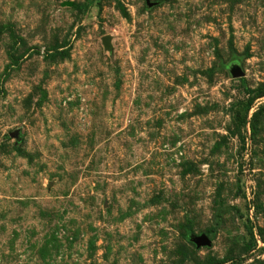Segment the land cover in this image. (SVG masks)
Masks as SVG:
<instances>
[{"label": "rangeland", "instance_id": "rangeland-1", "mask_svg": "<svg viewBox=\"0 0 264 264\" xmlns=\"http://www.w3.org/2000/svg\"><path fill=\"white\" fill-rule=\"evenodd\" d=\"M0 264H264V0H0Z\"/></svg>", "mask_w": 264, "mask_h": 264}, {"label": "water", "instance_id": "water-1", "mask_svg": "<svg viewBox=\"0 0 264 264\" xmlns=\"http://www.w3.org/2000/svg\"><path fill=\"white\" fill-rule=\"evenodd\" d=\"M103 43L106 46L108 45L107 36H105L103 38ZM230 72H231V75L233 77H238V76L243 75V72L240 70V68L238 67L237 64L235 66H232V68H230ZM192 240L195 242V244L197 246L209 244V242H210L209 239L207 238V236H205L204 234H201L199 236H195L192 238Z\"/></svg>", "mask_w": 264, "mask_h": 264}]
</instances>
